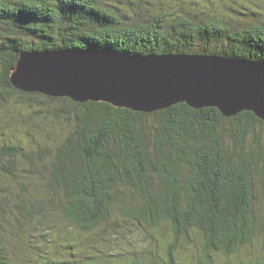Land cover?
Here are the masks:
<instances>
[{
	"label": "trees",
	"instance_id": "1",
	"mask_svg": "<svg viewBox=\"0 0 264 264\" xmlns=\"http://www.w3.org/2000/svg\"><path fill=\"white\" fill-rule=\"evenodd\" d=\"M113 2L0 0V264H85L37 254L53 242L57 228L49 225L44 202L83 233L121 223L136 229L168 224L174 240L163 264H178V243L191 234L203 240L213 263L212 254H237L264 231L257 193L264 185L257 128L264 122L252 112L226 118L216 108L179 103L140 113L28 94L11 85L20 56L44 50L215 54L264 62L262 9H248L252 18L239 23L212 13L210 0ZM23 104L42 105L51 116L67 119L68 136L38 141L31 149L17 138L1 140L6 125L36 141L25 120L15 117ZM40 187L47 196L42 200L36 198ZM65 241L67 248L80 246L76 236ZM24 248L29 259L18 262ZM82 258L97 264L101 256ZM151 264L160 262L154 258Z\"/></svg>",
	"mask_w": 264,
	"mask_h": 264
},
{
	"label": "water",
	"instance_id": "2",
	"mask_svg": "<svg viewBox=\"0 0 264 264\" xmlns=\"http://www.w3.org/2000/svg\"><path fill=\"white\" fill-rule=\"evenodd\" d=\"M10 83L24 93L80 104L105 102L153 113L184 103L195 109L216 108L226 118L252 112L264 122V62L242 58L34 51L20 56Z\"/></svg>",
	"mask_w": 264,
	"mask_h": 264
},
{
	"label": "rangeland",
	"instance_id": "3",
	"mask_svg": "<svg viewBox=\"0 0 264 264\" xmlns=\"http://www.w3.org/2000/svg\"><path fill=\"white\" fill-rule=\"evenodd\" d=\"M104 1L115 3L113 0ZM210 1H212V3H210L212 4V13L216 12L219 15L226 14L230 19H233L234 22H248V18H252L249 17L251 15L248 9H250L251 12L253 10L259 11V9H262L264 13V0H251L250 3H245L243 0ZM198 8L205 9L206 7L200 2ZM42 100H44V98H42ZM23 106L24 104L16 106L19 108L18 115L15 117L25 120V124L23 125L28 127L30 132L34 134L36 141L30 142L24 134L21 132H14L6 125L4 128L6 129L5 135L1 137V140L6 137L7 139L17 138L22 143L26 144L27 149H31L36 147V142L38 141L40 143L46 140L56 142L68 136L70 127L67 119L63 120L61 117L55 118L51 116L46 110V107H42V105L35 104V106L33 105L35 108L32 107L31 109H29L28 106L26 108ZM11 113L13 114L12 111ZM27 116H32V119L26 121ZM1 128L0 130H2ZM257 136L260 138L261 142H258L260 146H262L264 155V128H257ZM43 190L44 188L40 187V192L42 193L36 198L42 200L47 197L45 196L46 192ZM257 193L260 199V206L264 210V185L262 183H259ZM43 204L45 205V210L51 211V215L48 218L49 225H57V228L53 231L54 235L50 238L53 242H50L48 246H44L43 249L36 250L37 254H42L41 250L47 253L44 254V256L74 260H80L81 258L85 264H92V259H83L82 257L84 256H101L97 264H135L137 261L141 264H151L155 258L160 264H163L162 261H165L167 258L168 245L174 240L171 229L166 223L162 224V227L157 229H147V227H139L138 225V229H136L135 226L121 223V227L111 225L108 229V225L107 227H101L99 230H94L89 233L79 232L63 221L59 210H52L54 206H50L46 202ZM111 228H114L116 232ZM108 230L110 232H108ZM24 235H26V233ZM74 236H76L80 246L72 245L69 248L65 247V245H69L66 244L65 239H72ZM30 240L34 242L32 245L39 241L35 239ZM204 244L203 240L195 234H191L188 238L181 239L176 250L178 264H264L263 230H260V233L253 243L241 248L237 254L229 257L224 254H212L214 259L213 263L206 259ZM9 247L11 246L9 245ZM85 251L90 253L83 255ZM103 254H108L109 256L105 259ZM22 259H29V251L25 248L22 250V254L18 256V262L22 261Z\"/></svg>",
	"mask_w": 264,
	"mask_h": 264
},
{
	"label": "bare ground",
	"instance_id": "4",
	"mask_svg": "<svg viewBox=\"0 0 264 264\" xmlns=\"http://www.w3.org/2000/svg\"><path fill=\"white\" fill-rule=\"evenodd\" d=\"M91 50V49H90ZM109 52H112V51H109ZM124 54V53H123Z\"/></svg>",
	"mask_w": 264,
	"mask_h": 264
}]
</instances>
